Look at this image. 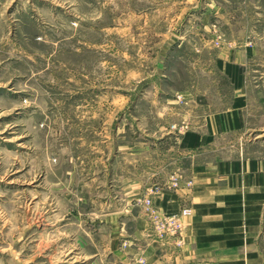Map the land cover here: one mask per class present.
I'll return each mask as SVG.
<instances>
[{"label": "rangeland", "instance_id": "374dc122", "mask_svg": "<svg viewBox=\"0 0 264 264\" xmlns=\"http://www.w3.org/2000/svg\"><path fill=\"white\" fill-rule=\"evenodd\" d=\"M248 48L258 77L264 0H0V264L179 256L183 218L157 227L150 211H190L155 204L178 185L155 177L163 127L215 101L221 51ZM132 160L145 192L127 197Z\"/></svg>", "mask_w": 264, "mask_h": 264}, {"label": "crops", "instance_id": "0c3cea01", "mask_svg": "<svg viewBox=\"0 0 264 264\" xmlns=\"http://www.w3.org/2000/svg\"><path fill=\"white\" fill-rule=\"evenodd\" d=\"M236 52L235 62L227 49L216 62V100L194 98L188 112L177 108L187 112L178 113V133L168 121L163 127L165 152L155 177L178 185L155 204L166 214L189 208L192 215L183 218L181 254L157 255L158 264H264V72L254 77L243 68L256 49ZM130 166L123 181L127 197L145 192L133 179L134 160ZM136 222L141 236L150 234L146 220Z\"/></svg>", "mask_w": 264, "mask_h": 264}, {"label": "built area", "instance_id": "2783aa9c", "mask_svg": "<svg viewBox=\"0 0 264 264\" xmlns=\"http://www.w3.org/2000/svg\"><path fill=\"white\" fill-rule=\"evenodd\" d=\"M150 210V208H148ZM154 215H155V220H156V223H157V227L158 226H162L164 227L165 224H169L171 225L174 230L177 229L179 230L182 226V218L184 217H188L191 215V211H188V210H185L182 212V214L180 215H176L175 217H166L165 218H161L160 216L156 215L154 213L153 210H150Z\"/></svg>", "mask_w": 264, "mask_h": 264}]
</instances>
